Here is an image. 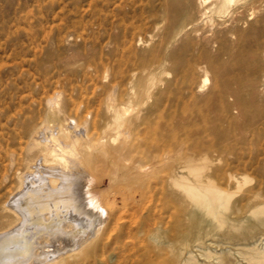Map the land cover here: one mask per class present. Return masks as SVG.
Here are the masks:
<instances>
[{
    "label": "bare ground",
    "instance_id": "6f19581e",
    "mask_svg": "<svg viewBox=\"0 0 264 264\" xmlns=\"http://www.w3.org/2000/svg\"><path fill=\"white\" fill-rule=\"evenodd\" d=\"M131 1L118 0L116 6ZM154 1L162 55L150 65L170 72L171 78L148 82L142 68L138 72L132 66L100 87L98 117H77L76 110L74 116L65 114L68 102L56 92L46 98L41 124L22 123L29 134L20 160L26 172L14 173L18 186L0 199V264H168L173 259L164 262L160 256L174 251L175 236L170 231L161 239V225L172 220L176 204L184 203L193 222L181 229L184 237L199 236L212 220L222 222L224 209L232 207L240 216L244 212L240 202L229 206L234 190L214 176L223 183L240 181L208 156L223 153L226 137H209L199 124L208 120L209 106H223L227 94L242 97L264 88V62L254 51L264 43V0H144L147 7ZM118 28L109 38L125 36L123 19ZM176 35L178 44L168 50ZM198 69L203 72L200 86L208 82L209 71L216 84L196 107L193 73ZM154 89L181 110L179 117L167 119L159 137L146 141L134 127L139 114L133 120L127 110L143 104ZM174 124L182 131L173 130ZM249 131L241 130L236 141H245ZM99 166L109 169L105 191L94 186L104 185L93 174ZM247 180L243 175L242 181ZM256 191L251 186L250 197ZM262 211L264 205L250 214ZM254 257L264 260V248ZM222 263L220 258L217 264Z\"/></svg>",
    "mask_w": 264,
    "mask_h": 264
},
{
    "label": "rangeland",
    "instance_id": "374dc122",
    "mask_svg": "<svg viewBox=\"0 0 264 264\" xmlns=\"http://www.w3.org/2000/svg\"><path fill=\"white\" fill-rule=\"evenodd\" d=\"M117 1L0 0V199L7 198L5 195L18 186V174L26 172L20 160L29 134L23 130L22 123L43 122L47 97L60 92L68 102L65 114L70 112L74 116L76 110L77 117L86 115L92 120L101 111L96 104L100 87L111 79L112 74L133 66L137 71L142 68L141 75L148 82H158L159 77L163 80L171 78L170 72H161L162 68L157 64L150 65L156 63L159 54L162 55L158 47L162 29L157 2L147 7L144 0H132L117 7ZM121 19L127 26L125 36L109 38L110 34L120 31ZM179 40L180 35H176L167 49L175 48ZM254 51L259 56V63L264 62V43ZM99 59L103 65H99ZM202 73L201 69L193 73L192 104L196 107L203 104L202 99L216 84L209 71L208 82L200 86ZM158 85L162 86L160 82ZM153 91L139 107L130 106L127 110L133 120L139 114L134 127L146 141L159 137L167 119L171 115L179 117L181 110L179 103L158 95L157 89ZM85 101L88 106L82 105ZM225 101L223 106L207 109L203 106L208 120L199 124V129L209 137L213 133L226 137L222 142L223 153H209L208 156L221 169H230L236 175L239 185L234 181L223 183L221 176H214V179L234 190L229 206L240 202L245 210L240 216L232 207L224 209L222 222L212 220L210 228L199 236L184 237L181 229L190 227L193 222L187 218L189 209L184 203L176 204L172 220L161 225V239L168 237L170 231L175 236L174 251L163 252L160 256L164 262L173 259L168 264H217L220 258L222 264H264V260L254 257L256 250L264 248V224L261 225L264 211L255 217L250 214L251 209L264 205V88L259 94L242 97L227 94ZM174 125L168 127L182 131L180 126ZM248 129L253 132H247L245 141L237 142L235 138L239 132ZM254 155H257L255 160ZM108 173L105 166H99L93 172L104 181L103 186L97 182L94 185L101 191L110 184ZM243 175L248 176L245 182ZM251 186L257 190V195L252 197ZM151 243L155 245L154 241ZM105 264H114V261L108 260Z\"/></svg>",
    "mask_w": 264,
    "mask_h": 264
}]
</instances>
